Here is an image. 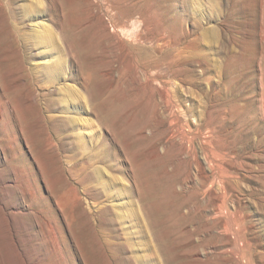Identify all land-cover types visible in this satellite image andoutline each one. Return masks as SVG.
I'll list each match as a JSON object with an SVG mask.
<instances>
[{"label": "rangeland", "instance_id": "1", "mask_svg": "<svg viewBox=\"0 0 264 264\" xmlns=\"http://www.w3.org/2000/svg\"><path fill=\"white\" fill-rule=\"evenodd\" d=\"M0 264H264V0H0Z\"/></svg>", "mask_w": 264, "mask_h": 264}, {"label": "bare ground", "instance_id": "2", "mask_svg": "<svg viewBox=\"0 0 264 264\" xmlns=\"http://www.w3.org/2000/svg\"><path fill=\"white\" fill-rule=\"evenodd\" d=\"M29 76V75H28ZM31 79V78H30ZM152 250V249H151Z\"/></svg>", "mask_w": 264, "mask_h": 264}]
</instances>
